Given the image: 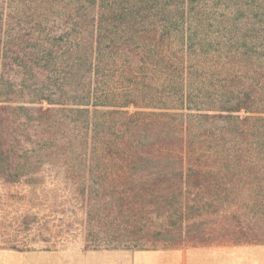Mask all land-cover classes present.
<instances>
[{
    "label": "trees",
    "instance_id": "1",
    "mask_svg": "<svg viewBox=\"0 0 264 264\" xmlns=\"http://www.w3.org/2000/svg\"><path fill=\"white\" fill-rule=\"evenodd\" d=\"M46 180V249L264 243V0H0V183Z\"/></svg>",
    "mask_w": 264,
    "mask_h": 264
},
{
    "label": "crops",
    "instance_id": "2",
    "mask_svg": "<svg viewBox=\"0 0 264 264\" xmlns=\"http://www.w3.org/2000/svg\"><path fill=\"white\" fill-rule=\"evenodd\" d=\"M261 254L264 244L253 242L156 249L0 246V264H264Z\"/></svg>",
    "mask_w": 264,
    "mask_h": 264
},
{
    "label": "rangeland",
    "instance_id": "3",
    "mask_svg": "<svg viewBox=\"0 0 264 264\" xmlns=\"http://www.w3.org/2000/svg\"><path fill=\"white\" fill-rule=\"evenodd\" d=\"M61 193L62 186L52 180H46L34 188L23 183L13 185L0 183V245H9V240L12 239L21 246V242L35 238V242L30 244V248H44L46 243L39 241L38 236H34L37 232L36 225L32 226L29 233H25L19 229V223L25 213L36 212L39 222L46 221L48 232L53 231L59 216L54 211V203L61 199L59 197ZM61 216L65 220L71 216L76 223L80 222L82 213L75 210V213L71 215L65 211ZM80 227L79 225L73 226V234L66 236L52 248L68 249L81 246L84 249L82 228ZM253 243L258 242L253 241ZM261 255L264 256V254Z\"/></svg>",
    "mask_w": 264,
    "mask_h": 264
}]
</instances>
